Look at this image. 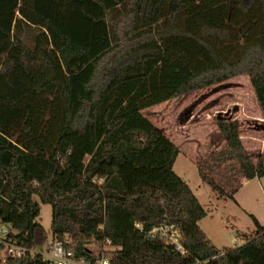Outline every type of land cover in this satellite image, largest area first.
<instances>
[{
	"label": "trees",
	"instance_id": "1",
	"mask_svg": "<svg viewBox=\"0 0 264 264\" xmlns=\"http://www.w3.org/2000/svg\"><path fill=\"white\" fill-rule=\"evenodd\" d=\"M195 4L0 0V222L17 230L19 241L46 242L38 217L42 203H50L55 237L84 256L86 242L109 237L121 247L113 251L117 264H253L249 247L264 252V225L254 214L257 234L248 242L223 251L211 240L199 224L205 207L174 169L179 146L142 111L248 73L264 112V37L250 32L264 0L214 9ZM118 5L121 16L111 21ZM181 10L190 13L184 27ZM164 17L169 26L158 25ZM240 17L252 22L241 29L243 46L226 56L212 38L232 39ZM23 21L41 30L33 46L13 31ZM170 52L180 55L173 64ZM217 124L225 144L199 161V175L238 202L242 182L215 175L263 176L264 153L252 159L238 118L219 117ZM163 221L180 225L188 255L148 236ZM11 264L49 263L27 254Z\"/></svg>",
	"mask_w": 264,
	"mask_h": 264
},
{
	"label": "rangeland",
	"instance_id": "2",
	"mask_svg": "<svg viewBox=\"0 0 264 264\" xmlns=\"http://www.w3.org/2000/svg\"><path fill=\"white\" fill-rule=\"evenodd\" d=\"M231 3L232 0H196V4L208 7V9L222 5L230 7ZM123 9L122 5H118L108 13V18L111 21L118 18ZM16 14L17 18L21 17L19 11ZM187 14L190 13L186 10L180 11L178 24L181 27L188 22ZM227 21L229 23L231 20ZM254 21L257 25L250 32L264 37V15L255 16ZM249 22L240 17L234 26L235 36L232 39L222 41L213 37L212 42L224 55H235L243 46L246 38L241 29L249 25ZM158 25L169 26L168 18H162ZM13 31L27 45L33 46L34 37L41 30L38 26L23 21L18 28L13 27ZM169 58L168 64H173L180 58V55H172L170 52ZM161 65H163L162 62ZM143 111L162 131L165 129V134L179 146L180 153L176 169L179 172L185 171V176L190 178L197 189L198 197L208 211L202 225L216 238L219 246L222 248L225 245L233 246L240 244L245 238L255 236L257 229L250 213H255L264 223V177H256L244 186L240 185L237 196L244 199L247 204V208H243L230 197L218 198L217 192L200 178L198 171L199 161L225 144L218 132L220 129L217 118L219 117L239 119L242 141L255 162H258L260 155L264 153V112L257 99L250 75L248 73L239 74L165 100L163 104L144 108ZM169 131L172 135L168 134ZM176 133L178 136H174ZM231 175L234 178L233 185L238 186L243 177L237 175V172L231 171L225 174L221 171L215 177L219 182H224ZM195 177H198L200 182L195 181ZM198 183L202 184L198 186ZM38 220L48 229V236H50L52 224L50 203H42ZM249 252L254 259L253 264H264V252L253 245L249 247Z\"/></svg>",
	"mask_w": 264,
	"mask_h": 264
},
{
	"label": "built area",
	"instance_id": "3",
	"mask_svg": "<svg viewBox=\"0 0 264 264\" xmlns=\"http://www.w3.org/2000/svg\"><path fill=\"white\" fill-rule=\"evenodd\" d=\"M103 178L94 179L102 182ZM137 228L144 230L142 221H135ZM104 228V225H101ZM147 231L148 236L159 238L167 245L182 255H188L190 252L182 242V229L177 222L163 221L154 224ZM17 230L10 225L0 222V264H11V258L23 257L27 254L31 256L40 254L49 264H117L113 261V251L121 248L113 243L112 239L105 237L100 240L86 242L88 247V256L78 255L72 247H66L64 241L55 237L52 233L48 236L46 242L39 246L33 247L19 241L16 238ZM101 244V245H100ZM201 263V260L193 264ZM181 264V263H178Z\"/></svg>",
	"mask_w": 264,
	"mask_h": 264
},
{
	"label": "crops",
	"instance_id": "4",
	"mask_svg": "<svg viewBox=\"0 0 264 264\" xmlns=\"http://www.w3.org/2000/svg\"><path fill=\"white\" fill-rule=\"evenodd\" d=\"M160 104H163V102H160V103H157V104H154V105H152L153 107L154 106H156V105H160ZM152 106H149V107H152ZM147 108V107H146ZM144 109H142V111H143ZM144 112V111H143ZM163 131L165 132V129H163ZM167 132V131H166ZM219 132V136H221V138H222V140H224L225 141V139H224V136H223V134L221 133V131L219 130L218 131ZM168 134H170V135H172V133L169 131V133ZM174 136H178V134L176 133ZM175 138V137H174ZM181 148V147H180ZM180 153V152H179ZM179 155V154H178ZM177 158H178V156H177ZM176 165H177V159H176V161H175V163H174V169L190 184V186L192 187V189L194 190V192L197 194V196H199V193L197 192V189L193 186V184H192V181L190 180V178H188V177H186L185 176V171H182L183 173H181V171L179 172L177 169H176ZM256 177H259V176H255V177H253V178H247V177H243V179H242V183H241V185L242 186H244V184H246L247 182H249L251 179H254V178H256ZM260 177H264V175L263 176H260ZM200 178H201V176H200ZM195 181H199V179H198V177H195ZM200 182V181H199ZM202 184V183H201ZM201 184H199L198 183V186H200ZM240 187V186H239ZM241 188V187H240ZM240 188H238L237 189V191L235 192V198L237 199V201L238 202H236L234 199V201L237 203V204H239L240 206H242L243 208H247V204H246V201L244 200V199H240L237 195V193H238V191H239V189ZM218 194V193H217ZM221 197H223V198H226L225 196H221L220 194H218V198H221ZM228 198V197H227ZM232 199V198H231ZM203 204V203H202ZM204 206V205H203ZM205 207V206H204ZM206 209V208H205ZM207 211V210H206ZM207 214H208V211H207ZM206 214V215H207ZM250 214H254L255 216H257L255 213H253V212H251ZM206 216H204L201 220H199V224H200V226L204 229V231L208 234V236L211 238V240L218 246V248H220L221 250H226V249H230V248H233V247H236V246H238V245H241V244H243V243H246V242H248L249 241V239H244V240H241V241H243V242H241L240 244H236V245H233V246H224V248H222L221 246H219V244H218V242L215 240L216 238H214L213 237V235L212 234H210V232L208 231V230H206L205 228H204V226L202 225V222H203V220H204V218H205ZM259 219V218H258ZM259 221L264 225V223L259 219ZM252 236H254V235H252ZM253 263H254V259H253Z\"/></svg>",
	"mask_w": 264,
	"mask_h": 264
}]
</instances>
